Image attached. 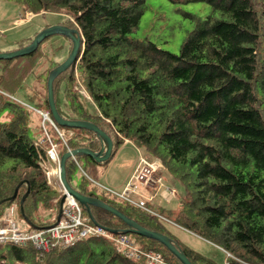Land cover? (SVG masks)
Segmentation results:
<instances>
[{
    "label": "trees",
    "instance_id": "obj_1",
    "mask_svg": "<svg viewBox=\"0 0 264 264\" xmlns=\"http://www.w3.org/2000/svg\"><path fill=\"white\" fill-rule=\"evenodd\" d=\"M16 1L23 14L65 11L72 20L64 23L80 35L77 60L53 81L55 106L64 119L92 122L113 144L107 160L78 156L81 165L83 161L91 170L106 166L126 140L143 148L183 186L175 214L159 212L228 253L226 264H264V0H169L211 7L205 16L192 17L193 28L178 54L129 36L144 14L146 0ZM37 55L38 48L0 60V112L12 114L10 120H0V215L19 205L28 186L23 215L31 224L43 226L46 222L36 223L34 217L53 208L57 195L45 173L49 141L30 135L28 109L10 97L37 64ZM29 94L32 106L49 109L47 87L41 98ZM50 130L61 156L66 147ZM69 132L68 147L100 150L102 142L94 132L80 128ZM76 170L81 178L74 188L78 192L165 234L192 264H217L177 240L156 216L93 185L72 158L65 162L70 185ZM83 211L89 216L85 207ZM90 214L108 229L126 228L102 208L90 206ZM133 236L140 247L161 252L168 264H182L158 241ZM0 264L145 263L121 255L102 237H88L48 252L31 244H1Z\"/></svg>",
    "mask_w": 264,
    "mask_h": 264
},
{
    "label": "rangeland",
    "instance_id": "obj_2",
    "mask_svg": "<svg viewBox=\"0 0 264 264\" xmlns=\"http://www.w3.org/2000/svg\"><path fill=\"white\" fill-rule=\"evenodd\" d=\"M210 10L211 7L205 2L180 4L169 0H146L144 14L138 26L132 30L129 36L136 39L146 38L154 42L158 47L178 54L180 45L187 32L193 28L194 19L192 17H203L208 14ZM68 18L72 20V17H69V15L62 10L23 14L16 0H0V53L14 51L26 46L28 44L27 42L33 39L42 29L50 25L62 23ZM69 49L70 41L66 37L53 35L46 38L38 47L37 64L33 67V70L26 75L21 87L13 93L12 99L22 103L29 111L30 135L33 138H43V132L40 127V116L31 108L33 107V101L29 99V93L32 92V94L40 98L45 96L46 78L50 67L57 62L63 61L68 56ZM1 73L2 66L0 64V74ZM11 118L12 114L8 110L3 109L0 112V120L7 121ZM140 155L147 159H149L150 156L143 148L136 147L133 144H123L114 154L108 167H100V170L104 174L103 176L121 177L125 173L127 167H131V165H136L138 163ZM82 165H84L85 168L87 167V171L97 182L105 185L104 183L106 181L104 177L97 176L95 170H91L87 166V163L82 161ZM48 169L49 168H46L45 171L47 182L55 189L56 182L49 177L50 174L48 173ZM55 170L57 171V167ZM160 175L162 181L156 186V194L152 202V208H158L157 206L159 204L164 211L175 210L178 207L179 199L184 194L183 186L178 179L164 169H160ZM80 182V173L76 170L72 173L71 185L73 188H76L80 185ZM166 188H174L177 192V196L170 200L164 198V196L162 197L161 193L165 191ZM55 190L57 191V195L53 199V203L55 206H58L62 192L60 186L59 190ZM16 205L18 207V204ZM55 206L53 207L54 209L44 208V210H41L39 212V219L34 217V221L36 223L46 222L45 225H48L50 223L49 221H53L57 214L58 207ZM14 216L22 229H35L20 212H16ZM165 227L183 244L210 257L215 260L217 264H226V253L219 247L174 224L165 222ZM129 236L132 239L134 237L132 233H130Z\"/></svg>",
    "mask_w": 264,
    "mask_h": 264
},
{
    "label": "built area",
    "instance_id": "obj_3",
    "mask_svg": "<svg viewBox=\"0 0 264 264\" xmlns=\"http://www.w3.org/2000/svg\"><path fill=\"white\" fill-rule=\"evenodd\" d=\"M33 109L42 118V129L50 144L47 151L48 157L52 161L58 162L59 155L57 145L51 140L46 128V123L56 131L67 150L71 151L66 143V131L57 127L48 111H42L36 108ZM71 157L82 173L95 185L105 188L118 199L144 209L164 222L171 223V220L165 215L147 208L142 201L136 200L131 196V194H137L144 199H151L147 187L152 184H157L161 180V178L156 177V173L161 166L158 161H150L140 155L132 178L128 181L123 191L117 192L106 188L89 177L81 168L76 156L72 155ZM62 191L65 198L61 208V216L57 221L54 218L53 222L48 226L33 230H24L14 216V206L5 211L0 216V244L11 243L20 246L31 244L40 252H48L56 247L69 246L84 238L103 237L112 242L118 253L129 259L142 260L145 264H167L160 252L140 247L134 238L132 239L128 234H113L105 227L91 222L88 217L84 215L80 204L68 194L64 188H62ZM165 193L169 198L176 195V191L171 188H166Z\"/></svg>",
    "mask_w": 264,
    "mask_h": 264
},
{
    "label": "water",
    "instance_id": "obj_4",
    "mask_svg": "<svg viewBox=\"0 0 264 264\" xmlns=\"http://www.w3.org/2000/svg\"><path fill=\"white\" fill-rule=\"evenodd\" d=\"M53 35H62L64 37H67L71 41L72 47L68 56L61 63L53 67L47 75L46 87H47V100H48L49 112L53 120L59 126L68 127V128H80V129H86L92 131L100 138L102 142V146L100 150L97 152H94L88 148H77L71 150V152L67 151L63 155H61L59 161V181L61 185L65 188L68 194H70L83 207L86 208L89 217H91L90 206L102 208L110 212L114 216H116L126 225V228L121 230L120 232L132 233L156 240L162 245H164L173 255H175L182 264H192L190 260L186 257V255L178 247H176L174 242L165 234L144 228L136 221L123 214L118 209L112 207L111 205L101 201L96 197L81 194L68 183L66 179L65 162L71 155L89 156L96 162H103L110 157L112 145H113L110 137L105 132H103L98 126H96L95 124L89 121L64 119L60 116L55 106L54 96H53V81L60 73L65 71L72 63H74L77 60L78 52L81 46L80 35L78 31L72 27H68L60 24L47 26L44 29H42L40 32H38L26 46L14 51L0 53V60L13 59L16 57H21L31 54L37 50L38 46L43 40ZM20 184L21 183L16 185L14 193L10 197V199L15 198ZM28 193H29V187L27 186L26 192L22 195L19 201V210L24 218L25 216L23 215V202L27 197ZM64 198L65 195L63 194L60 198L59 209L56 220H58L60 217ZM109 231L113 233L118 232L117 230H113V229H109Z\"/></svg>",
    "mask_w": 264,
    "mask_h": 264
},
{
    "label": "crops",
    "instance_id": "obj_5",
    "mask_svg": "<svg viewBox=\"0 0 264 264\" xmlns=\"http://www.w3.org/2000/svg\"><path fill=\"white\" fill-rule=\"evenodd\" d=\"M123 144H132L131 142H128V141H126V142H124ZM122 144V145H123ZM121 146V145H120ZM120 146L118 147V149L117 150H119V148H120ZM116 153V152H115ZM114 156V155H113ZM113 158V157H112ZM111 158V159H112ZM109 163H111V160H110V162ZM109 163L106 165V166H97L96 167V169H95V173H96V175L97 176H101V177H104L105 178V181L106 182H108V183H104L106 186H108L109 188H111L112 190H114V191H122L123 189H124V187H125V185H126V183L131 179V177H132V175H133V173H134V170H135V167H136V165H131V167H127L126 168V171H125V173L123 174V176H114V177H111V176H108V175H105V176H103L104 174L102 173V171L100 170V167H102V168H106V167H108V165H109ZM56 164L55 163H53V162H48V165H47V168H49L48 170L50 171L49 172V174H50V176L49 177H51L52 178V180H54V182H56V187H55V189H57V190H59V181H58V176H57V172H56ZM156 176H161L160 175V171L158 172V174L156 175ZM156 184H152V185H150L149 187H147V190H148V192H150L149 193V195L150 196H152V198H151V200L150 201H147V204L152 208L153 207V204H152V202L154 201V197H155V194H156ZM134 196V195H133ZM161 196L163 197L164 196V198H167V196H166V193H165V191H162V193H161ZM134 197H136L137 199H141L140 197H137V196H134ZM168 200H170V198H167ZM171 199H173V198H171ZM146 202V201H145ZM162 202V201H161ZM158 208H153V209H155V210H160V211H162L163 209L161 208V205H159L158 204V206H157ZM178 207H179V203H178ZM178 207L175 209V210H169V211H164L165 213H167V212H169V214L170 213H173V214H175V212L177 211V209H178ZM173 214H170V215H173Z\"/></svg>",
    "mask_w": 264,
    "mask_h": 264
},
{
    "label": "flooded vegetation",
    "instance_id": "obj_6",
    "mask_svg": "<svg viewBox=\"0 0 264 264\" xmlns=\"http://www.w3.org/2000/svg\"><path fill=\"white\" fill-rule=\"evenodd\" d=\"M58 24H60V25H64V26H68L69 27V25H67L66 23H64V22H62V23H58ZM62 62V61H61Z\"/></svg>",
    "mask_w": 264,
    "mask_h": 264
},
{
    "label": "bare ground",
    "instance_id": "obj_7",
    "mask_svg": "<svg viewBox=\"0 0 264 264\" xmlns=\"http://www.w3.org/2000/svg\"><path fill=\"white\" fill-rule=\"evenodd\" d=\"M61 189H62V187H61Z\"/></svg>",
    "mask_w": 264,
    "mask_h": 264
}]
</instances>
